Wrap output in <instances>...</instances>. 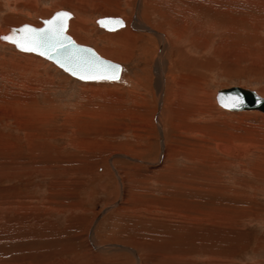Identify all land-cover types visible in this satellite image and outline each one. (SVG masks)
Here are the masks:
<instances>
[{"label": "rangeland", "instance_id": "1", "mask_svg": "<svg viewBox=\"0 0 264 264\" xmlns=\"http://www.w3.org/2000/svg\"><path fill=\"white\" fill-rule=\"evenodd\" d=\"M194 1H140L165 45L140 21L94 24H133L138 0H0L4 25L83 16L80 45L103 57L121 49L110 36H132L128 58L106 55L118 81L81 82L0 43V264H264V115L215 100L234 86L264 97V0L183 14Z\"/></svg>", "mask_w": 264, "mask_h": 264}, {"label": "snow or ice", "instance_id": "2", "mask_svg": "<svg viewBox=\"0 0 264 264\" xmlns=\"http://www.w3.org/2000/svg\"><path fill=\"white\" fill-rule=\"evenodd\" d=\"M70 16L66 12L59 13L55 18L49 20L48 27L36 31L32 28H22L19 35L12 32L7 36L0 37V41L14 45L19 51L35 53L41 57H48L55 54L62 59L56 63L73 77L81 81H112L119 79V67L115 65L98 67V61L94 57H88L86 50L70 52L71 42L64 35L66 31V20ZM242 101L233 104L238 107Z\"/></svg>", "mask_w": 264, "mask_h": 264}, {"label": "bare ground", "instance_id": "3", "mask_svg": "<svg viewBox=\"0 0 264 264\" xmlns=\"http://www.w3.org/2000/svg\"><path fill=\"white\" fill-rule=\"evenodd\" d=\"M140 1L141 0H138V2H137V7H136V9H135V13H134V15L132 16L133 18H132V22H133V24L131 23V25H127V23H125V21H124V24H125V26L123 27V28H120V29H118V31H121V30H124L125 28H132L134 31L135 30H137V29H135L136 27H135V24L138 22V21H140V24L143 26L141 29H138L137 31H141V32H143V33H150L151 35H153V36H156L157 37V39H161V40H163L164 41V43H165V45H166V34H164L163 32H162V30H160V29H157V28H153V27H148L147 25H145V24H143L142 22H144V21H142L141 19H140V17H139V5H140ZM215 1V0H214ZM220 1H224V0H220ZM225 1H227V2H230V3H232L233 4V6L231 7V8H229L228 9V12H226V14H228L230 11H235L236 9V6L235 5H237L236 3H238L239 1L238 0H225ZM244 1V0H243ZM204 2H209V0H201V4L200 3H198L197 1H194V8H192L189 12H187V11H183V14H184V12H186V13H188V16H189V13H195V12H197L198 10H199V8H204V6H203V4H204ZM245 2V1H244ZM214 4L216 5V6H218V8L220 7V5H219V3L217 2V1H215L214 2ZM179 7H180V5H179ZM221 8V7H220ZM215 9V8H214ZM57 12H60L59 10L58 11H55V13H57ZM205 12V11H204ZM55 13H53V14H55ZM72 14V13H71ZM180 14V13H179ZM210 14V13H209ZM225 14V13H224ZM234 14H237V12H234ZM240 14V13H239ZM48 15V14H47ZM52 16V15H51ZM180 16H182V15H180ZM229 16V15H228ZM48 17H50V16H48ZM83 16H81L80 18H78L76 15H74V14H72V17L71 18H69L68 19V22H67V29H66V34L70 37L71 36V38H72V40L75 42V43H77V44H82V43H80L81 41H84V40H82V38H79V36H77V35H79L78 33L80 32V31H82L83 30V28H82V26H83V18H82ZM163 18H164V16H162ZM183 17L185 18V16L183 15ZM182 17V18H183ZM187 17V16H186ZM224 17V16H223ZM12 18V17H11ZM51 18V17H50ZM103 18V17H102ZM181 18V19H182ZM49 19V18H48ZM187 19V18H186ZM234 19V18H233ZM42 20H47V18L46 17H43V18H39V21H35V22H24V21H20L19 23L18 22H16L15 20H13V21H15L16 23H10V24H8V25H4V23L2 24H0V36L1 35H5L7 32H8V28L9 27H18V26H21V25H28V26H31V27H33V28H35V29H40L41 27H42ZM147 20V19H146ZM213 20V19H212ZM211 20V21H212ZM221 20V19H220ZM222 20H223V18H222ZM221 20V21H222ZM235 20V19H234ZM13 21H11V22H13ZM203 21H205V19H203ZM215 21V20H214ZM186 22V21H185ZM23 23V24H22ZM232 23V22H231ZM94 24H96V22L94 23ZM207 24V22H198V25H193L192 24V27H191V30H192V32L195 34V32L194 31H197L198 29H200V26L201 25H204V27H205V25ZM229 24V23H228ZM186 25V24H185ZM232 25V24H231ZM96 26H98L97 24H96ZM210 26V25H209ZM208 26V27H209ZM201 27H203V26H201ZM99 28V27H98ZM211 28V27H210ZM101 29V28H100ZM202 29V28H201ZM214 29H215V27H214ZM102 30H104V29H102ZM105 31V30H104ZM117 31V30H116ZM116 31H110V32H116ZM177 31V30H176ZM107 32H109V31H107ZM182 32H184V31H182ZM181 31H180V33H182ZM200 32V31H199ZM179 33V34H180ZM188 33V32H187ZM186 33V34H187ZM189 34V33H188ZM128 36V38H132V36L129 34V33H122L121 35H115V36H110V39L111 40H113V41H117V43H118V45L116 44V46H118V47H120L121 49H118L117 51L116 50H111V49H109L108 51H106V50H102L103 51V53H105L106 55H108V56H110V55H114V56H119V55H124L126 58H128V56H129V51H128V46H127V42H128V39H127V36ZM199 36V35H198ZM198 36H196L197 38H198ZM182 37V36H181ZM195 37V38H196ZM179 38V37H178ZM188 37H183L182 39H183V41H180V42H183V44L185 43H187V42H191L192 40H193V38H189L188 39V41H185L186 39H187ZM108 39V38H107ZM110 39H108V40H110ZM199 39V38H198ZM191 40V41H190ZM200 40V39H199ZM178 41V40H177ZM198 41V40H197ZM201 41H203V40H201ZM200 41V42H201ZM0 43H2V44H4V45H6V46H8V47H10V48H13V49H15V50H17V51H19L18 49H16L14 46H12V45H10V44H8V43H6V42H3V41H0ZM130 43V42H129ZM194 43V42H193ZM203 43H204V41L202 42V45H203ZM184 44V46H186L185 48H186V50L189 48L187 45H185ZM129 45V44H128ZM130 47V46H129ZM127 48V49H126ZM164 48H165V46H164ZM163 48V49H164ZM178 49V48H177ZM100 57H102V58H104V59H108L107 57H106V55L103 57L102 55H100L99 53H98V51H97V49H95L94 50ZM182 51V50H181ZM180 51V52H181ZM20 53H22V54H31V55H35V54H33V53H26V52H21V51H19ZM179 52V51H178ZM187 52H188V50H187ZM182 53V52H181ZM102 54V53H101ZM104 55V54H103ZM30 56V55H29ZM35 56H37V57H39L38 55H35ZM120 57V56H119ZM159 57H160V54H158V56H157V58H156V60H155V63L156 62H158V59H159ZM39 58H42V57H39ZM112 58V57H111ZM116 58H118V57H116ZM176 58H178L177 56H176ZM43 59V58H42ZM44 60H46V59H44ZM180 60V59H179ZM46 61H48V60H46ZM126 61V60H125ZM181 61V60H180ZM48 62H50V61H48ZM182 62V61H181ZM187 65L189 66V68H186L185 67V69H186V71L188 70V71H190V73L192 72V70H193V64H192V62H191V60H189L188 61V59H187ZM51 64H53L52 62H50ZM54 65V64H53ZM55 67H57L56 65H54ZM58 68V67H57ZM155 68L157 69V71H158V74H159V79H158V85L160 86V85H162L163 86V84H164V81H163V78H162V72L161 71H159L158 70V68H157V66L155 65ZM60 69V68H59ZM122 71V70H121ZM64 72V71H63ZM66 73V72H65ZM67 75H69L68 73H66ZM70 76V75H69ZM120 76H121V74H120ZM71 77V76H70ZM120 78V77H119ZM74 79V78H73ZM119 80V79H118ZM118 80H116V81H118ZM191 84V83H190ZM193 85H194V82L192 83ZM161 88V87H160ZM258 94V93H257ZM258 95H260V94H258ZM160 96H162V94H161V92H160ZM261 97H263L262 95H260ZM264 98V97H263ZM220 107V106H219ZM221 108V107H220ZM222 109V108H221ZM223 110H225V109H223ZM226 111H228V110H226ZM230 112H233V111H230ZM241 112H251V111H241ZM256 112H258V113H260V114H262V115H264V113H262V112H259V111H256ZM255 112V113H256ZM159 125V129H160V132H161V134H162V136L164 137V133H163V130H162V128H161V126H160V124H158ZM259 139V138H258ZM160 141H162V139L160 140ZM162 143V142H161ZM160 143V145H162L161 147V151L162 152H164V145L163 144H161ZM248 147V146H247ZM261 148V147H260ZM222 152L225 154V156H226V154L227 155H229V157L230 156H232V157H237V151H236V147H230V144L229 145H226L224 148H223V150H222ZM162 156H164V155H162ZM118 157H120V158H125V159H127L128 161H131V162H137L136 161V159H132V158H129V157H127V156H125V155H118ZM228 159V158H227ZM232 159V158H231ZM139 161H141V160H139ZM153 166V165H152ZM113 169H115V168H113ZM116 170V169H115ZM114 171V170H113ZM114 173H115V176H116V178H117V180L119 179L120 180V178H119V176L117 175V173L114 171ZM120 182H121V180H120ZM198 190H200V189H198ZM212 213V212H211ZM211 213H209V214H211ZM220 213V212H219ZM223 213V212H222ZM201 215H202V213H201ZM217 218H218V216H217ZM221 219H222V217H221ZM94 247V246H93ZM122 248H124V247H122ZM128 250L129 251H131V253L132 252H134L132 249H129L128 248ZM136 255V254H135Z\"/></svg>", "mask_w": 264, "mask_h": 264}, {"label": "water", "instance_id": "4", "mask_svg": "<svg viewBox=\"0 0 264 264\" xmlns=\"http://www.w3.org/2000/svg\"><path fill=\"white\" fill-rule=\"evenodd\" d=\"M66 12L69 14L70 18L72 17V14L68 11H60L51 16V18L47 20H42V27L40 29H35L31 26L28 25H21L18 27H9L8 32L5 35H1L0 37L7 36L11 34L12 32H16L18 35L19 30L22 28H32L35 29L36 31L43 30L44 28L48 27V21L52 20L55 18L59 13ZM67 22L68 19L66 20V29H67ZM96 24L98 27L101 29H104L105 31H116L120 28H123L125 26L124 21L121 18L118 17H103V18H98L96 19ZM64 35L67 37L68 41L71 42V48L69 49L70 52H78L79 50H86V55L88 57H94L96 61H98V67L103 69L104 66H111L115 65L118 66L120 71H119V77L121 74L122 66L118 63L106 60L102 57H100L91 47L89 46H83L75 43L71 37H69L66 34V31ZM5 42V41H3ZM8 43V42H6ZM10 44V43H8ZM12 45V44H10ZM14 46V45H12ZM15 47V46H14ZM16 48V47H15ZM17 49V48H16ZM35 54V53H33ZM37 55V54H35ZM39 56V55H38ZM41 57V56H39ZM43 59H46L50 62H52L54 65H56L58 68H60L62 71L63 69L56 63L57 59H62L63 58V53L61 54L60 57L56 56L55 54L49 55L47 58L42 57ZM65 72V71H64ZM67 73V72H66ZM69 74V73H68ZM70 75V74H69ZM72 78L75 80L81 81L72 75H70ZM116 81V80H112ZM81 82H94V81H81ZM215 100L218 106H220L222 109L228 110V111H233V112H241V111H259L264 113V98L258 95L255 91L242 88L240 86H234L230 88H225V89H219L216 92L215 95ZM238 101H242L238 107H232L233 104H236Z\"/></svg>", "mask_w": 264, "mask_h": 264}]
</instances>
